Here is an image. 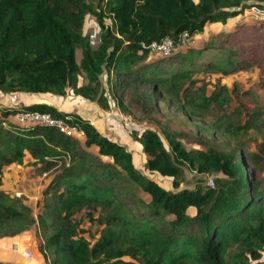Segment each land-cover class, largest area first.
<instances>
[{
    "label": "trees",
    "instance_id": "trees-1",
    "mask_svg": "<svg viewBox=\"0 0 264 264\" xmlns=\"http://www.w3.org/2000/svg\"><path fill=\"white\" fill-rule=\"evenodd\" d=\"M250 7L263 9L264 0H0V92L71 91L105 110L110 98L137 122L153 121L164 103L188 121L207 123L203 112L226 87L206 95L204 85L195 88L194 75L247 70L264 61V50L245 48L248 56H240L207 36L201 46L174 52L178 36L187 32L190 40L205 24L225 23ZM85 15L98 28L95 47L82 33ZM256 29L249 40L259 36ZM166 37L172 42L167 54L149 51L151 42ZM151 55L159 59L151 61ZM236 95L240 103L230 119L213 124L232 145H217L196 129L193 143L200 148L186 149L181 132L159 123L166 149L155 130L133 131L145 169L169 178L170 189L140 173L123 145L75 112L43 102L0 107V186L2 169L22 164L25 154L32 159L27 165L49 176L36 215L22 197L0 188V237L35 225L37 251L46 264H264L263 110L240 101L249 91ZM30 111L63 118L82 140L10 119ZM247 133L252 137L241 140ZM185 170L195 176L191 187H181ZM79 213L101 226L91 241L79 234Z\"/></svg>",
    "mask_w": 264,
    "mask_h": 264
},
{
    "label": "rangeland",
    "instance_id": "rangeland-1",
    "mask_svg": "<svg viewBox=\"0 0 264 264\" xmlns=\"http://www.w3.org/2000/svg\"><path fill=\"white\" fill-rule=\"evenodd\" d=\"M264 21V7L259 9L256 7H250L245 9L240 15L226 20L225 24L222 27L224 32L217 33V30L220 27H210L202 33L195 35L192 39L188 40L187 44L182 47H177L174 52L185 51L189 46L198 47L203 45L207 36H212L214 43H219L221 40L224 41V44L227 48L238 49L240 56L247 55L245 48L252 52L259 48L264 50V28L259 29ZM106 23L108 21H105ZM256 27H258L256 29ZM254 29L259 32V36L254 40H249L251 37H254ZM97 32L98 28L90 15H85L82 33L88 37L90 45L92 47L96 46L97 43ZM252 32V33H251ZM217 33V34H216ZM221 39V40H220ZM220 40V41H219ZM212 42V43H213ZM215 52L213 50L208 51ZM249 52V53H250ZM262 52V51H261ZM260 53V52H259ZM248 56V55H247ZM246 56V57H247ZM80 58V50L76 49L75 51V60L78 62ZM159 59L157 56L151 55L149 60L156 61ZM197 76L199 82L195 84V88L203 87L206 92L213 94L216 90L218 91L219 86H225L226 89L222 87V91L215 101L210 102L209 109L203 112L205 117V122L207 123H194L188 121L182 114L175 111L174 108H167L164 103H160V111L158 114L154 115V120L150 122L145 121H134L127 119H119L115 113H112V109L105 113L104 119L106 122V127H109L111 131V137L115 138L118 141H121L127 150L131 151L134 154L136 164L138 166V171L141 170L147 176L157 181L162 187L170 189V179L162 177L156 173H149L145 169V165L142 159V152L140 149L136 148V140L133 139V131L138 132L144 128H150L155 130L159 135V138L163 142V146L168 149L167 143L163 138L161 133V126H166L171 131H178L183 134V137L180 139L182 144L186 149H199L197 145L193 143L194 131L199 129V131L208 136V138H213L214 143L217 145L228 144L232 145L234 143L233 139L230 137H225L220 134L218 130H214L213 124L218 120L223 119L226 123V119H230L232 110L240 103L237 102L236 93L248 90L251 93L250 97L240 96V101L245 103L249 108H260L263 110L264 114V61L261 64L252 65L247 68V70H238L236 72L222 75L217 71H206V72H197L194 77ZM78 81L81 83L83 81L82 74L78 76ZM234 90V91H233ZM86 100L80 95L71 94L69 91L63 96H52V95H31V94H21V93H2L0 92V107L4 106H20L21 104L34 103V102H43L52 105L58 110H66L72 108L77 110L81 114H88L92 111V108H84L83 103ZM109 103L111 104V99L109 98ZM91 106H93L91 104ZM13 122L21 124L17 119L10 118ZM111 120V122H109ZM264 121V115H263ZM161 123L162 125L160 126ZM166 124V125H165ZM132 134V135H131ZM242 140H248L252 137L251 133H247L239 136ZM226 144V145H227ZM253 143L249 142V148H252ZM14 168H21L20 166H15ZM31 168H34L31 166ZM34 176L38 174L33 170ZM21 173V171L19 172ZM22 173H24L22 171ZM141 173V172H140ZM25 174V173H24ZM41 176V175H39ZM47 176V175H46ZM25 178L27 176L25 175ZM46 178V177H45ZM194 174L185 170L183 175V182L181 187H191L194 181ZM197 178V177H196ZM203 181L208 180L207 177L201 176ZM29 187V186H27ZM23 198V196H20ZM24 199V198H23ZM38 211L37 207H33V214L36 215ZM99 211L95 212L92 217H97ZM75 220L79 224V234L86 237L89 241L97 237L98 232L101 228L100 225L94 222L87 221V217L84 214L79 213L74 216ZM36 227V226H35ZM30 237H33L32 234ZM34 242L36 246V236H34Z\"/></svg>",
    "mask_w": 264,
    "mask_h": 264
},
{
    "label": "crops",
    "instance_id": "crops-1",
    "mask_svg": "<svg viewBox=\"0 0 264 264\" xmlns=\"http://www.w3.org/2000/svg\"><path fill=\"white\" fill-rule=\"evenodd\" d=\"M227 20H229V19H227ZM224 24L225 23H220V22L207 23V24H205L203 31L207 30L210 27H217L218 26L220 28L217 30V33H219V31L224 32L225 30H222V27ZM246 91H248V90H246ZM69 92L71 93V91H69ZM205 94L209 95V92H206V90H205ZM38 95H45V94H37V96ZM46 95H52V94H46ZM34 96H36V95H34ZM52 96H56V95H52ZM83 101H85L83 103L85 109L89 108V106L92 108V111L88 112V114H81L77 110L72 109V108H68L66 110H61V111L77 113L81 117L87 119L97 129V131L101 135H103V136L107 137L108 139H110L114 142H117V143H119L125 147V145L121 141H118L115 138L111 137V131H109V127H106L107 125H106V122L104 119V115H105V113H109L108 111L110 109H112V113H115L116 116L119 117V119L129 118L131 120V118L128 116L122 115L116 109V107L113 105V103H111V104L109 103L108 109L105 110V109H101L100 107H98L92 101H89L87 99L83 100ZM91 104L93 106H91ZM109 122H111V120ZM141 130H143V129H141ZM140 131H138V132H140ZM76 137L79 140H82L81 134H78ZM136 144L138 145L136 148L137 149L139 148L140 152H142L140 144L137 141H136ZM197 147L200 148L199 146H197ZM90 151L93 154H97V148L94 146L90 147ZM129 152L132 155L133 164H134L135 168L138 170L139 168L136 164L134 154L131 151H129ZM142 155H143L142 156L143 162L145 163L146 157H145L143 152H142ZM100 158L103 161L109 160V158L105 157V156H100ZM30 161H32L30 156L28 154H25L23 161H22V164L18 165L15 163H11V164L7 165L6 167H4L2 169V178H1L0 188L5 190L6 192H8L10 195L23 196V198H24L23 202L27 206L30 207V209L33 213V207H36L37 200L40 197V192L44 188V186L48 183L49 176H46L45 174H42L41 176H39L40 174H38V176H34V172L33 171L31 172V170L34 169V171H35V168H31V165H27V163ZM14 165L20 166L21 168H14ZM20 171H21V173H19ZM22 171L25 174L22 173ZM146 171L149 172L148 170H146ZM139 172H141L142 174L147 176V174H145L143 171L139 170ZM151 173H153V172H151ZM154 173H156V172H154ZM25 175L27 176V178H25ZM262 176L264 179V170L262 172ZM147 177H149V175ZM165 178H167V177H165ZM150 179H152V178H150ZM152 180L155 181L154 179H152ZM155 182L157 184H159L157 181H155ZM27 186H29V187H27ZM164 189H166V188H164ZM142 196L144 199L148 198L146 194H142ZM187 212H188V214H192L193 213L192 208H189L187 210ZM35 233H36V227H35V225H33L28 230H26L20 234H17L15 236L0 237V262H6L9 264H46L43 257L41 256V254H39V252L37 251V247L35 246V242L33 239L35 236ZM31 234L33 237H30ZM13 246H15L16 248L13 249ZM23 250L29 251L31 253V258H27V257L23 256L21 254V252Z\"/></svg>",
    "mask_w": 264,
    "mask_h": 264
},
{
    "label": "built area",
    "instance_id": "built-area-1",
    "mask_svg": "<svg viewBox=\"0 0 264 264\" xmlns=\"http://www.w3.org/2000/svg\"><path fill=\"white\" fill-rule=\"evenodd\" d=\"M189 40V36L187 32H181L178 36V45L179 47L184 46L187 44ZM172 47L171 40L166 37L160 42H151L148 45V49L150 52H156L158 54H167L168 51ZM17 119L21 124H41L46 126H52L58 131L62 132L67 136H77L80 132L77 129L70 125L66 120L63 118H56L51 116L48 113L38 112V111H30V112H21L17 114ZM211 183V182H210ZM16 247L13 246V249ZM21 254L27 258H31V253L27 250H23ZM260 258H264V248L260 253Z\"/></svg>",
    "mask_w": 264,
    "mask_h": 264
}]
</instances>
